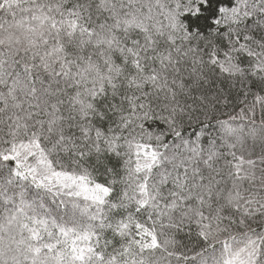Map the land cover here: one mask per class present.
<instances>
[{
  "label": "snow or ice",
  "instance_id": "6c2138e0",
  "mask_svg": "<svg viewBox=\"0 0 264 264\" xmlns=\"http://www.w3.org/2000/svg\"><path fill=\"white\" fill-rule=\"evenodd\" d=\"M0 264H264V0H0Z\"/></svg>",
  "mask_w": 264,
  "mask_h": 264
}]
</instances>
